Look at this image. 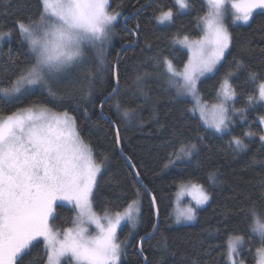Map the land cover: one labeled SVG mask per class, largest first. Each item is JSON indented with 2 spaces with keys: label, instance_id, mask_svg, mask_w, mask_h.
I'll list each match as a JSON object with an SVG mask.
<instances>
[{
  "label": "snow or ice",
  "instance_id": "6c2138e0",
  "mask_svg": "<svg viewBox=\"0 0 264 264\" xmlns=\"http://www.w3.org/2000/svg\"><path fill=\"white\" fill-rule=\"evenodd\" d=\"M14 0H3L4 5H13ZM25 8H31V0H16ZM208 11L198 16L203 25L201 39H190L183 34V17L193 12ZM134 11L124 14L123 5L109 11V0H36V10L28 11L15 20L14 26L0 31V42L9 40L13 33L18 34L26 48L27 62L21 63L12 55L11 48L4 53L0 48V84L5 81L10 87H0V99L7 103L18 102L23 97L34 95L37 91L45 93L51 100H67L72 111L83 112L89 118V107L97 111L109 125L112 143L126 161L123 179L131 177L135 196H140L142 186V166L133 156L124 150V137L121 135V121L131 122L136 109L122 107L120 53L114 61L99 59V72L110 77L109 89L99 100L95 99L94 85L98 72L81 71L86 63L85 47H102L110 44L116 34L114 27L123 20L127 26L131 16L136 20L127 28L130 40L123 50H132L140 57L134 61V83L145 100L151 97L143 91L153 72L149 68L161 66L169 76V86L175 89L177 98L192 97L195 104L185 108L181 117L168 127L169 136L160 145L166 151L168 166L177 162L198 166L204 160H211L214 151L223 154L224 149L212 144V140L228 135L227 149L233 158L246 155L252 138H258V152H264V47H253L251 38L242 39L234 45L236 37L228 24L242 22L247 25L257 10L264 12V0H172V5L162 0H135ZM151 9L152 18L158 25L180 27L177 36L169 44L171 51L160 47L158 37L148 35L139 17ZM232 10V11H230ZM22 11V9H21ZM7 13V8L5 9ZM259 40L264 41V30ZM179 44L190 53L182 68L174 53ZM237 52L232 56V48ZM167 51V54H166ZM174 60L176 61L174 63ZM223 72L217 85H214L216 102H207L200 98L203 86L202 78H211ZM211 74V76L209 75ZM244 100V106L237 108L236 101ZM110 100L114 103L109 104ZM75 102V108H71ZM108 110L115 109L116 118L105 116ZM40 108L39 112L35 109ZM249 109L259 111L252 121L248 120ZM199 113V119H193ZM240 116L241 122H248L250 129L258 122L259 131L245 130L239 135L233 134L234 116ZM154 121L159 122L158 114ZM202 122V123H201ZM174 143H180L179 152ZM172 148L171 151H168ZM204 153V160L199 157ZM104 156L96 162L90 141L85 142L76 118L68 111L62 115L50 114L38 103L18 110L0 119V264H127V258L137 256L141 264H148L144 245L151 240L158 224H152L151 231L139 235L129 231L124 240L118 237L121 222L127 221L136 228L141 216L138 199H133L123 213L116 211L114 216H98L93 210V201L103 195L99 177L104 172ZM260 165L262 171L250 180L234 177V196L236 205L226 207L221 216L227 220L235 217L228 225V261L229 264H245L243 253L258 237L256 264H264V159L255 155L246 163V170ZM212 184L227 183L217 174L210 173ZM122 188L121 180L110 179ZM145 191L151 197L154 215L159 216L157 199L150 190ZM192 199L196 207H187L180 211L177 222L196 219L197 207L206 205L212 199L211 194L199 183L191 185ZM126 190L120 196L126 197ZM67 202L79 210L74 221L75 227L61 235L55 232L50 220L56 218L57 202ZM135 213V214H134ZM106 221L105 222H102ZM90 225L98 230L96 235L89 234ZM219 231V229H217ZM43 240L44 250L33 254V249ZM34 242H37L34 244ZM190 253L186 254L184 264H213L211 252L204 246L202 239L190 242Z\"/></svg>",
  "mask_w": 264,
  "mask_h": 264
},
{
  "label": "trees",
  "instance_id": "16d2710c",
  "mask_svg": "<svg viewBox=\"0 0 264 264\" xmlns=\"http://www.w3.org/2000/svg\"><path fill=\"white\" fill-rule=\"evenodd\" d=\"M31 2L32 7L25 8L23 3H16V0H14L11 6L4 5L3 0H0V31L12 28L15 20L28 11H35L36 0H31ZM141 2L147 3V0H141ZM121 3L125 15L135 10L133 7L135 0H110L109 11L117 10V5ZM162 3L171 6L172 0H162ZM6 8L8 14H5ZM206 12L207 6L205 5L203 11L199 13L193 12L191 16H184L183 29L179 36H177V29L180 27V24L177 27L158 25L152 18L151 9L141 13L139 19L144 25L145 32L148 35L158 37L159 46L166 48L167 51H171L172 49L169 47V44L174 36L182 38L183 34H187L190 39L200 36V28L197 27L199 23L197 17L204 16ZM135 22L136 20L131 18V16L128 18L127 26H125L123 20H120L114 27L116 34L111 38V43H106L102 47L97 46L99 52L93 62L86 57L90 62L86 63L81 71L91 69L98 72V78L94 85L95 99L99 100L110 90V77L103 72H99V59L103 58L106 62L116 59L117 54L121 52L127 41L131 39L127 28H130ZM262 30H264V12L262 11H256L249 24L230 27V31L236 37L234 45H238L242 39L255 36L256 39L253 40V47H264V41L259 40ZM0 48H2L4 53H7L9 48H11L14 57L18 58L22 64L27 62L26 48L22 45L18 34L13 33L10 40L5 38L0 42ZM176 49H178V52L174 53V55L180 61L178 67L182 68L183 63L187 62L188 56L185 51L179 48ZM236 52L237 47L234 46L231 50V55L228 56L229 61H231L232 56ZM139 57V48L136 49L135 56L132 50H124L122 53L120 58L121 96L119 99L122 101V107L136 109L130 123L121 121V135L124 137L123 146L125 153L133 156L137 163L142 166V185L150 190L152 195L156 196L157 207L159 209L158 230L151 240L144 245L148 264H184L186 254L191 251L190 242H194L197 239L204 241V246L211 252L213 264H226L225 259L229 239L227 228L228 225L235 222L236 218L230 216L225 220L221 216V212L226 207L236 205L237 198L233 192L234 177H243L244 180L253 179L256 173L262 171V168L257 164L253 165L251 169L246 170V163L253 155L258 160L264 159V152L257 151L259 148L258 138L254 137L250 142L246 140L250 145L247 154L239 158H233L230 150L227 149V141L230 137L225 135L223 138L217 137L211 141L214 146L224 149L223 154L214 151L211 160H204L205 154L202 153L199 159L204 160V163L200 166L194 160L191 163L179 164L174 168L172 166L165 167L168 164V159L165 149L160 147V145L169 136V128L165 127L161 129L160 125L167 124L171 126L178 117L182 116L183 110L185 108H192L193 104L187 98H177L175 93L167 87L166 83L161 81V79L159 80L162 66L159 69L149 68L153 72V75L147 81V85L143 88V91L151 99L146 101L134 83V61ZM227 67L228 65L225 64L220 73L214 77L203 79L204 83L200 89V97L209 105L216 102L213 86L218 84ZM0 87H10V85L5 81L3 84H0ZM33 103H38L43 107L60 113L68 111L70 116L76 118L85 142L88 143L90 141L96 162L100 163L104 156L107 157V160L103 162L105 170L99 178L103 195L93 201L96 213L99 215H114L116 211L123 213L133 199H138L141 216L136 233L144 235L146 230L151 231L152 224L157 223L158 218L154 215L155 210L151 204V198L143 186H140V196L137 198L135 196L136 186L133 185L131 177H128L127 180L123 179L126 172V161L112 143L110 128L104 118L97 111L89 107V118L85 119L81 110L72 111L69 108L67 100H51L45 93L41 92L25 96L18 102L7 103L3 99H0V116L6 117ZM112 103H114V100L109 101V104ZM75 106V102H73L71 108H75ZM235 106L237 108L243 107V98L238 99ZM154 114H158L159 122L154 121ZM259 114H261L259 111L249 109L247 113L248 120L252 121ZM105 116L116 118L115 109L108 110L106 107ZM193 119L198 120L199 118L196 116ZM232 128L234 135H239L245 130L259 131L258 122L253 124L250 129L248 128V122L241 121L232 126ZM173 147L175 151L179 152L181 144L174 143ZM171 150L172 148L168 149V151ZM210 173L217 174L221 180H226L227 183L212 184L209 181ZM113 178L121 180L122 188L116 187L114 182L112 184L108 183ZM185 183H199L203 185L211 194L212 199L207 207L198 212V219L195 224L174 226L171 220L172 200L178 186ZM122 189L126 190V197L120 196V198H117ZM56 211V218L54 219L57 222L56 224L61 226V229L70 227L74 216L72 209L58 206ZM126 229L128 230V228ZM125 233L122 232V236ZM259 246V239L257 237L243 253L245 264H256V248ZM43 250L42 243H39V246L33 249V254H42ZM127 264H141V260L137 256L130 255L127 258Z\"/></svg>",
  "mask_w": 264,
  "mask_h": 264
},
{
  "label": "rangeland",
  "instance_id": "374dc122",
  "mask_svg": "<svg viewBox=\"0 0 264 264\" xmlns=\"http://www.w3.org/2000/svg\"><path fill=\"white\" fill-rule=\"evenodd\" d=\"M109 2H110V0H109ZM207 11H208V9H207ZM230 11H232V10H230ZM257 11H261V10H257ZM227 22H228V24L230 25V27H231V26H235V25H232V24H231V19H230V18H229V20H228ZM199 23H200V22H199ZM240 24H243V23H242V22H237L236 25H240ZM199 28H200V36L197 37V38H195V39H201V38L203 37V35H204V32H203V25L201 24ZM175 48H179V49L185 51L186 54H187V56L189 57L190 53L188 52V50H187L186 48H183V47L180 46L179 44H176V45H175ZM87 51H89L88 54H86ZM84 52H85V54H86V55H85V58L88 57V58H89L90 60H92V62H93V60H95V57L97 56V53H98L99 51H98L97 47H85ZM88 61H89V60H88ZM159 74L161 75V77L159 78V80L161 79V81L165 82L166 85H167V87L175 93V89H174V88H171V87L169 86V83H168V81H169V76H168V74L164 71L163 68H162V70H161V73H159ZM209 75L211 76V74H209ZM202 79H205V78H202ZM37 92L40 93V91H37ZM37 92H36V93H37ZM41 93H43V92H41ZM184 98H187V99L191 100V101H192V104H193V106H194L195 101L193 100L192 97L189 96V97H184ZM200 98H201V97H200ZM201 100H202V98H201ZM202 101H203V100H202ZM203 102H204V101H203ZM208 105H209V104H208ZM209 107H210V105H209ZM43 108L47 109V111H48L50 114H57V115H62V114H63V113H60V112H56V111H54V110H52V109H50V108H47V107H43ZM40 110H41L40 108H36V109H35L36 112H39ZM196 116L199 118V113H197ZM3 118H4V116H0V119H3ZM233 119L236 121V123H235L234 125H236L238 122L241 121L239 115L234 116ZM201 123H202V122H201ZM234 125H233V126H234ZM184 163H188V162H184ZM184 163L177 162L176 166L179 165V164H184ZM176 166H172V167L174 168V167H176ZM99 178H100V177H99ZM192 184H193V183L180 184V185L178 186L177 190H176V193H175V195H174V197H173V200H172V212H171V220H172V224H173L174 226H184V225H192V224H195V223L197 222V219H198V212H199L201 209L207 207V206L209 205V203H210V202H209V203L206 204V205H203V206H199V207H197L196 219H194V220H192V221H186V220H183V219L181 218L180 221L177 222V217H178L180 211H182L183 209H185V208H187V207H196L195 201L192 199V195L190 194V193H191V185H192ZM210 201H211V200H210ZM57 204H58V206H63V207H67V208L72 209V211H73V215H74V216H73V220H72V222H71V226L68 227V228H66V229H63V228L61 229V226H58V225L56 224L57 222H55L54 219H53V220H50V224H51L53 230H54L55 232H58V233H60V234L62 235L63 232H64L65 230H67V229H69V228H74V227L76 226L75 223H74V221L76 220V217H77L78 214H79V210H78V209H75V208L73 207V205L68 204L67 202L58 201ZM139 205H140V204H139ZM92 210L96 213L95 208H94V203H93V208H92ZM56 212H57V211H56ZM96 214H97L98 216L102 217V218L104 217V215H99L98 213H96ZM134 214H135V213H134ZM109 216H114V215L112 214V215H109ZM158 219H159V217H158ZM157 221H158V220H157ZM102 222H105V223H106V221H103V220H102ZM139 224H140V218H139V222H138L137 225H136V228L133 230V229H132V225H131L129 222H127V221H122V222H121V229H118V237H119V239H120V240H124V239L127 237L129 231H134V232H136L137 229H138V227H139ZM158 225H159V222H158ZM88 227H89V234H90V235H96V234H97L98 230L95 229V226H94V225H90V226H88ZM126 228H128V230H127ZM157 230H158V229H157ZM122 232H126V233L123 234V236H122V234H121ZM156 232H157V231H156ZM36 243H37V242H34V244H36ZM39 243H42V246L44 247V243H43L42 238H41V240L39 241ZM227 244H228V243H227ZM225 262H226V264H229V261H228V247H227V255H226Z\"/></svg>",
  "mask_w": 264,
  "mask_h": 264
},
{
  "label": "water",
  "instance_id": "95a60500",
  "mask_svg": "<svg viewBox=\"0 0 264 264\" xmlns=\"http://www.w3.org/2000/svg\"><path fill=\"white\" fill-rule=\"evenodd\" d=\"M123 49H124V48H123ZM123 51H124V50H123ZM123 51L121 50V52H120V54H121V55H120V58H121V56H122ZM142 186H144V185H142ZM144 187H145V186H144ZM148 195H149V194H148ZM149 196H150V195H149ZM150 198H151V197H150ZM157 220H158V221H157V224H158L159 219L157 218ZM156 231H157V230H156ZM156 231H155V233H156ZM155 233H154V235H155ZM154 235H153V236H154ZM153 236H152V237H153Z\"/></svg>",
  "mask_w": 264,
  "mask_h": 264
},
{
  "label": "bare ground",
  "instance_id": "6f19581e",
  "mask_svg": "<svg viewBox=\"0 0 264 264\" xmlns=\"http://www.w3.org/2000/svg\"><path fill=\"white\" fill-rule=\"evenodd\" d=\"M132 18V17H131ZM143 188L145 189V187L143 186Z\"/></svg>",
  "mask_w": 264,
  "mask_h": 264
}]
</instances>
